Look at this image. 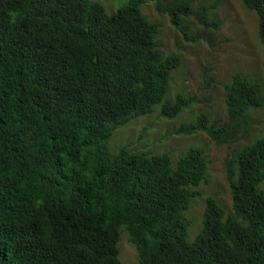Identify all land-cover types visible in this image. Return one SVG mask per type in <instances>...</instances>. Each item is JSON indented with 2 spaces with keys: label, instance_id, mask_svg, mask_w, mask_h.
<instances>
[{
  "label": "trees",
  "instance_id": "trees-1",
  "mask_svg": "<svg viewBox=\"0 0 264 264\" xmlns=\"http://www.w3.org/2000/svg\"><path fill=\"white\" fill-rule=\"evenodd\" d=\"M256 18L264 51V0H239ZM129 0L110 15L91 0H0V264H120L119 229L136 264H264V137L248 142L260 83L235 73L223 85L225 120L200 112L175 130L216 146L241 144L223 160L225 213L204 198L187 242L191 191L207 182L202 150L146 155L112 134L158 106L166 120L203 99H165L176 56H162L157 25ZM186 41L184 20L204 29L212 5L153 0Z\"/></svg>",
  "mask_w": 264,
  "mask_h": 264
},
{
  "label": "rangeland",
  "instance_id": "rangeland-1",
  "mask_svg": "<svg viewBox=\"0 0 264 264\" xmlns=\"http://www.w3.org/2000/svg\"><path fill=\"white\" fill-rule=\"evenodd\" d=\"M102 6L104 14L110 15L129 0H91ZM170 1V0H165ZM193 10L199 6L212 5L207 12V20L215 28L204 29L190 17L184 20L188 37L195 41H186L169 24L168 18L155 11L153 0H142L140 10L151 23L157 25L155 43L162 56H176L180 66L169 76L165 99L172 101L179 93L186 97L203 99V103L194 104L171 120L159 116L158 106L151 114L129 120L119 127L109 139L107 146L110 154L119 148L136 151L146 155L168 153L172 162L188 148H199L206 160L207 182L191 191L199 196L190 200L185 212L190 226L187 242L200 229V218L204 198L212 197L227 214L230 212V195L224 176L223 160L233 149L241 144L228 146L214 145L205 134L177 135L179 124L192 121L202 112L225 120L223 85L232 75L239 73L248 79L256 80L261 86L263 106L250 112L248 124V142L264 137V51L257 39L256 18L246 10L239 0H190ZM120 264H136L137 255L128 243L127 235L119 229L116 243Z\"/></svg>",
  "mask_w": 264,
  "mask_h": 264
}]
</instances>
